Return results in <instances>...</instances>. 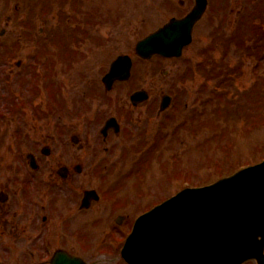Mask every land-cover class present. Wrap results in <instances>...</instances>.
Segmentation results:
<instances>
[{
	"label": "rangeland",
	"instance_id": "rangeland-1",
	"mask_svg": "<svg viewBox=\"0 0 264 264\" xmlns=\"http://www.w3.org/2000/svg\"><path fill=\"white\" fill-rule=\"evenodd\" d=\"M21 1L23 2V0ZM191 1L184 0L183 5H178V0H82L81 3L85 9L103 3L102 8L106 12L101 10L100 18L106 19L105 23L90 26L99 28L95 33L101 34L100 37L109 36V45L106 49L95 52L97 54H94L95 56L93 55L91 60H85L82 65L77 66L74 82L70 86L74 88L73 96L84 98L82 94L83 90L86 89V85L82 82L83 76L86 75L88 81L95 82L116 54L131 52L134 43L141 36L162 25L171 16H177L180 12H185L187 8L191 7ZM16 2L19 3L16 0H0V28L4 26L1 15L10 13L9 11H12ZM62 7L64 9L66 6ZM260 8L259 5L249 3V0H220V2L211 0L205 17L195 28L194 40L185 49L182 58L175 60L154 59L151 63L145 65L138 64L136 67L139 66L142 71L141 76H137L136 80L130 81L132 82L130 84L120 86L121 88L118 90H112L113 92L110 94L117 95L114 98H117L120 105L131 107L129 89L139 86L137 84L140 83L141 86L150 89L155 97V100L150 103L153 112L156 111L161 93L179 91L180 94L176 100V117L170 114V125L166 131L169 136L166 144L170 146V151H165V146L162 143L154 151L152 150L153 152L144 153V149L139 146L136 137L129 138L132 140L130 143L133 146H127V150L126 146H123L126 138L122 139L120 136L113 137L112 142L108 144L107 148L104 147L105 149L92 148L90 150L87 147L83 150V152H88L91 155V162L87 165L82 164V167H85L88 172H92L93 168L98 169L100 166L113 162L109 166L112 167L109 172L111 181L120 177L123 178L122 174L125 172L135 170L128 176L129 178L126 177L127 179L124 178V180L119 181L120 184L124 185L120 186V190L118 189L119 191L116 192V197L125 199L126 202L120 207H111L110 209L111 204L108 206L106 203H112V200L94 202L88 208V211H92L91 214L86 213L81 218L82 223L85 225L84 229H87L84 243L88 250H86L87 253L83 257L88 264H126L120 258V248L112 243L110 227L116 224L115 219L117 216L122 217V225L129 226L150 204L160 202L179 191L183 186L184 174L182 172L184 170L189 173L190 179L188 181L191 180L190 182L201 185L204 182H211L210 180L221 175L220 172L214 174L209 158L219 161L220 165H223L224 170L222 171L225 174H231L239 164H253L264 157V60L261 59L262 63L258 69L254 68L255 62L253 61L256 59L253 57L264 56V42L260 41L263 29V26L259 24ZM251 11L254 14L252 16V27L250 28V32L253 34L251 38L252 51H247L244 50V36L249 31L245 25L244 14H249ZM23 13L24 11H21V14ZM85 16L79 18V20L76 19L78 20L76 25L83 26L80 21L83 22ZM70 20L71 22L74 21L71 17ZM42 23L43 27L53 26L52 21H42L37 24V27H41ZM14 26H17L16 23ZM17 27L20 28V26ZM232 35L233 41L231 44L224 45L222 36ZM1 42H4V40L0 38ZM89 46H92L89 42L81 46L82 54L87 51ZM206 55L210 61L207 67H198L200 66L198 63L204 61ZM8 66V63L0 62V93L3 95L0 100V108L3 106L4 108L11 107L10 95L12 92L7 86ZM11 66L15 71L14 74L8 75V81L12 86L13 84L17 85L18 79L22 77V71L17 74L18 69L14 68V64ZM187 69L188 73L185 74ZM256 70L259 71L258 77L260 76L263 79V84H254V80H258ZM204 75L208 77L209 82L202 86ZM222 76H227L228 79H224L225 82L222 84L217 83V80ZM72 77L73 74L70 78ZM140 79L141 82L138 81ZM28 86L29 84H26L24 88L27 89ZM229 86L231 88V99L218 96L216 100H209L205 103L200 97L206 93L216 94L219 89ZM24 88L22 87L21 92H23V95L20 98L16 97L17 94H13L17 100L26 101L29 97V93ZM97 89L100 90V87ZM105 101L108 104V101ZM88 102L90 103V100ZM31 103L45 105L41 102L40 97H37ZM31 103L28 102V105ZM90 106L91 109L87 116L92 120L93 116L99 113L98 110L101 107L93 102L90 103ZM147 106L149 105L134 106L131 108L130 113L133 125L140 129L142 140L149 143L157 127L153 129L149 119H145L144 113H147L149 109ZM28 109H30V106ZM31 111L27 108L23 112L20 111V117H16L15 122H6L0 130V154L2 158L0 163V188H7V184L4 185V183H7V180L10 181V177L11 179L14 178L13 173H15V170L14 166L11 165L14 156L18 157L17 155L20 154L22 157V155H25L31 149L33 141L38 139L37 136H42L41 133L37 134L38 131L43 129L42 124L30 122L33 117ZM102 112L105 116L109 115L106 104L103 106ZM163 116L164 114L161 116L152 115L151 122L156 126L162 121L163 118L161 117ZM23 118L24 121H22ZM83 123L87 122L83 121ZM176 123H183V127L176 126ZM250 123H252V127L246 130V126ZM17 128H20L21 132L27 133V135L25 134L26 145H20L22 140L17 141L9 137L12 131ZM230 128L231 130H229ZM12 142H15L18 146L16 148L12 147L13 149L10 148ZM135 144L140 149L137 150L134 147ZM51 159L55 158L52 157ZM95 159L98 162L94 161ZM48 163V166L53 169L57 166L56 160L54 166H52L53 162L51 163V160ZM137 172L139 176L134 178ZM208 172L212 173L211 179H207L205 176ZM15 179L17 178L15 177ZM136 180L143 186L138 187L139 184L135 185ZM83 187L87 189L95 188L96 183L89 177ZM5 191H8L7 193L11 192L8 189ZM100 191H103V187L100 188ZM149 192L153 194L149 196ZM11 196V193H9V198ZM12 205V201L8 203V207ZM77 211L72 215L71 222L78 216L81 217L82 212ZM87 219L90 220V226V223L87 225ZM71 226L77 227L78 225L72 223ZM118 227L121 229L120 226ZM55 237H52L53 246L65 245V248L77 252V246H73L71 240L58 241ZM81 252L84 253L85 251ZM15 255V259H8L5 263H30V260L24 259L19 252H15ZM245 264L256 263L250 261Z\"/></svg>",
	"mask_w": 264,
	"mask_h": 264
},
{
	"label": "water",
	"instance_id": "water-1",
	"mask_svg": "<svg viewBox=\"0 0 264 264\" xmlns=\"http://www.w3.org/2000/svg\"><path fill=\"white\" fill-rule=\"evenodd\" d=\"M204 6L205 0H197L186 18L172 19L139 41L136 52L143 57L153 53L179 54L182 45L189 41L191 26ZM124 67L121 63L120 68ZM116 70L114 64L111 75L115 76ZM143 217L137 221L127 243L135 245L139 261L240 264L253 257L258 264H264V163L211 186L188 190ZM154 217H158L156 222ZM126 250L124 254L129 259Z\"/></svg>",
	"mask_w": 264,
	"mask_h": 264
},
{
	"label": "flooded vegetation",
	"instance_id": "flooded-vegetation-1",
	"mask_svg": "<svg viewBox=\"0 0 264 264\" xmlns=\"http://www.w3.org/2000/svg\"><path fill=\"white\" fill-rule=\"evenodd\" d=\"M35 38L42 42L44 35L42 33ZM70 41L68 38V43L63 47L57 43V49L54 51L56 61L68 62L67 67L75 62L74 53L70 50L72 46ZM38 55H43L41 49ZM119 88L116 87L117 90ZM119 113L121 114V111ZM73 116L75 113L64 124L56 123L49 117L45 121L44 117L40 116L38 124H42L44 131L42 129L37 132L42 136H37L38 139L33 141L31 149L21 157L25 170L18 172L14 168V178L10 177V181L4 183L7 184V188H0V259H15V252L22 254L24 259L46 257L49 251L59 247L53 246L52 237L56 236L55 239L59 240V232L58 223L51 222L52 219L55 216L66 215L68 213L66 209L70 205H78L79 213L84 214L83 209L79 208L80 200L84 191L93 188L83 187L86 180L91 178V173L82 167V164L87 165L91 162V155L83 150L87 147L90 150L95 149L99 145V140L111 143L112 138L119 134H116L115 124H112L99 130L100 136L94 135V128L103 127L110 118V115L105 116L103 112L94 115L92 120L84 117L78 122L72 120ZM125 117L130 119L131 115L128 113ZM50 121L52 123H49ZM83 121L87 123L82 124ZM23 141L26 145V140ZM58 144H63L61 152L57 149ZM29 155L32 156L36 168L29 166ZM52 157L55 159L52 160ZM49 160L53 162L52 166L55 160L57 161L54 169L48 166ZM94 161L98 162L96 159ZM67 186L68 194L61 201L59 188ZM7 189L11 191L9 192L11 198L8 191H5ZM11 201L13 205L8 207ZM63 224L69 231L73 228L71 221L66 220ZM45 239L49 241H44Z\"/></svg>",
	"mask_w": 264,
	"mask_h": 264
}]
</instances>
